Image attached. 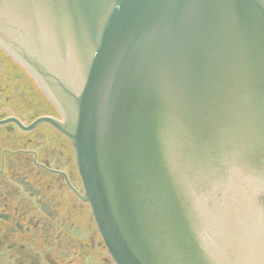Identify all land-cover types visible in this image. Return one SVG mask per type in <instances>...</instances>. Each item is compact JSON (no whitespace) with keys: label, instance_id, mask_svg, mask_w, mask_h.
<instances>
[{"label":"water","instance_id":"obj_1","mask_svg":"<svg viewBox=\"0 0 264 264\" xmlns=\"http://www.w3.org/2000/svg\"><path fill=\"white\" fill-rule=\"evenodd\" d=\"M0 44L117 264H264V0H0Z\"/></svg>","mask_w":264,"mask_h":264},{"label":"flooded vegetation","instance_id":"obj_2","mask_svg":"<svg viewBox=\"0 0 264 264\" xmlns=\"http://www.w3.org/2000/svg\"><path fill=\"white\" fill-rule=\"evenodd\" d=\"M33 73L0 44V264H117Z\"/></svg>","mask_w":264,"mask_h":264}]
</instances>
